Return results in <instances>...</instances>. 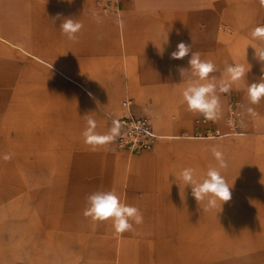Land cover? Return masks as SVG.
<instances>
[{"label":"crops","instance_id":"obj_1","mask_svg":"<svg viewBox=\"0 0 264 264\" xmlns=\"http://www.w3.org/2000/svg\"><path fill=\"white\" fill-rule=\"evenodd\" d=\"M124 1L126 3L122 5L120 13L110 16L99 11L101 2L98 0H0V48L4 52V60L9 62L4 63L6 67H1L0 72L15 70L17 63L21 75L46 67L68 83L44 84L26 79L21 84L26 88L47 86L57 91L64 89L70 97H83L88 102H85L88 111L99 117L103 124L102 131L110 129L111 119L130 114L147 118L153 132L161 136L150 151L133 156L116 148L115 152L107 150L105 144L99 145L90 163L94 192L115 190L127 205L137 207L143 214L144 222L134 224V232L117 234L110 219L93 222L85 217L86 197L85 202L72 203L74 206L65 209L63 226L74 228L79 234H69L65 236L67 240H59V246L68 251L59 254L57 262L46 263L39 245L23 238L21 220L20 237L5 240L4 264H173V258L177 257L173 254V195H187L193 200L184 209L187 218L183 219V223L179 220L181 252L177 264H189L191 257L194 264H264V238L259 240L264 236V202L255 213L250 214V220L245 219L250 226L245 237H251L253 232L256 234L251 239H245V253L249 256L237 262L231 255L235 249L230 247L226 254L222 253L225 257L221 260V252L215 250V243H204L206 232L212 233L209 236L213 241L214 233L220 232L221 226L231 228L234 221L220 218L219 207L206 210L204 202L198 203L191 189H184L178 178L185 168L194 169L197 178L202 177L210 166L220 171L210 150L215 145L221 152L224 149L229 151L233 165L238 163L225 177L229 186L236 182V173L246 168L242 180L246 188L241 195H256L264 199V138L256 136L264 135V101L248 105L247 93L241 89L244 82L258 81L256 76L253 79L254 75H260V80L264 77V65H257L251 76L238 81L231 88L235 89L241 101L242 127L254 132L238 131L246 136L232 137L228 141L220 136L199 139L203 134H197L207 127L198 121L203 115L188 110L182 90L189 75L182 78L179 72L180 68L189 67L190 54L182 59H172L171 53L180 42L191 44L192 51L199 52L202 60H211L216 65L217 71L210 73V76H215L217 80L223 78V65L228 60L219 50L206 49L204 43L198 40L195 43L184 36L172 40L173 26L170 21L159 22L155 19L151 24L142 26L136 22L135 13L142 9L166 8L169 2ZM128 3L131 5L128 6ZM93 13L99 14L102 23L95 22ZM65 18L82 23L77 42L69 41L59 28ZM237 20L231 17V12L224 15V21L230 26L239 24ZM189 30V27L182 28V33H191ZM202 31L198 28L196 35L201 36ZM13 54L21 57L20 63H13ZM241 58L236 56L233 60L245 66ZM226 93L219 94L221 112L217 125L212 129L219 135L220 132L232 130L222 122L221 117L224 102L228 101L227 96L224 97ZM124 102L130 104L129 109L123 106ZM94 103L104 106H101L103 114L95 108ZM178 105L181 111L174 116L171 111ZM249 108L256 115L249 113ZM169 134L193 138L173 140L167 137ZM164 189H171L172 197L164 195ZM204 224H208L207 229ZM258 245L261 250H258ZM206 246L211 249V260L205 259Z\"/></svg>","mask_w":264,"mask_h":264},{"label":"rangeland","instance_id":"obj_2","mask_svg":"<svg viewBox=\"0 0 264 264\" xmlns=\"http://www.w3.org/2000/svg\"><path fill=\"white\" fill-rule=\"evenodd\" d=\"M98 1L101 2V6L98 7L99 11L110 16L119 14L123 9L122 5L126 3L124 0ZM165 1L169 2L166 8L142 9L135 13L136 22L142 26L151 24L155 19L159 22L170 21L173 26L172 40L183 36L195 43L198 40L199 43H204L206 49L219 50L221 55L228 60L227 63L235 62L233 58L236 56L242 57L244 67L249 70L245 77L251 76L254 73L252 70L256 69L257 65H264V61L256 57L254 49V47L257 49L264 47V41L254 39L251 35L254 29L264 27V0ZM129 10L132 9L129 8ZM166 10L167 14L164 13ZM230 12L231 17L238 19L239 24L230 26L224 21V15ZM187 27L191 28L189 31L192 34L182 33V28ZM198 28L203 29L199 37L196 35ZM20 59L18 54H13L14 63H20ZM16 65L15 70L11 72H0V264H4L5 240L20 237L21 220L23 238L37 243L45 262L52 263L57 262L56 258L59 254L68 251L67 248L59 246V240H67L65 236L69 234L74 236L77 233L76 229L63 226V219L66 218L65 209L74 206L72 203L85 202V198L95 190H93L90 170V163L96 156L95 150L84 142L81 135L86 127L87 117L96 121L98 133L102 134L104 126L99 117L93 116L88 111L85 105V102H88L83 97L73 98L64 89L57 91L47 86L26 88L21 84L23 79H21L20 66L18 63ZM225 66L226 63L223 68ZM43 69L32 71V73L39 74L41 78L48 77L54 83H68L57 73L47 70L46 67ZM255 76L258 81L254 83L260 82V75H254V80ZM65 77L68 79L67 76ZM249 84L251 81L244 82L241 88L246 93ZM36 91L39 92L36 93ZM226 96L228 101L224 102L221 117L222 122L229 125L232 130L220 132L219 136L223 137L224 141H228L232 137L246 136L238 131L248 134L254 132L242 127L239 110L241 101L236 96L235 89H230L224 95L225 98ZM261 100L264 101V98ZM247 102L248 105L251 104L249 100ZM93 105L102 113V104L94 103ZM175 107L171 113L177 116L181 110L179 105ZM231 112L234 115L232 124L229 122ZM21 116L23 118H20ZM198 121L207 127L204 132L200 131L197 134H203L198 138L214 139L216 131L212 129L219 120H206L204 116H201ZM209 134L210 136L204 137ZM256 136L259 139L264 138V135L257 134ZM167 137L173 140L193 138L174 134H169ZM105 147L115 152L112 142L105 144ZM222 153L228 167L220 171L226 177L238 163L233 165L227 149H224ZM5 154H10L11 160L5 161L3 159ZM136 154L140 153L131 155ZM246 172V168H241L236 173V182L230 184L234 188L231 190V199L223 203L222 209L218 206L220 218H230L234 221L231 222V228L221 226V231L214 233L213 241L212 236H209L212 233L206 232L204 243L206 245L215 243V250L221 252V260L225 257L222 253L226 254L232 247L231 249H235L231 254L232 259L237 262L244 261L249 256L245 253L247 249L245 239L256 236L253 232L251 237L249 235L245 237V233L247 234L250 230L245 219L250 220V214L255 213V210L261 207L260 204L264 202V199L256 195H241L246 188V184L242 182ZM163 193L168 196L171 194V189H164ZM172 199L174 203L173 254L177 256L173 258V264H177L181 252L178 237L181 228L179 220L183 223V219L187 218L184 209L193 200L187 198V195H173ZM203 202L205 206L207 201ZM204 227L207 229L208 224H204ZM262 238L264 236L259 240ZM258 250H261L259 245ZM204 251L205 259L211 260L213 258L209 256L211 249L206 246ZM192 261L191 257L189 264H194Z\"/></svg>","mask_w":264,"mask_h":264},{"label":"clouds","instance_id":"obj_3","mask_svg":"<svg viewBox=\"0 0 264 264\" xmlns=\"http://www.w3.org/2000/svg\"><path fill=\"white\" fill-rule=\"evenodd\" d=\"M93 19L97 24L102 23V18L97 13H93ZM118 22L122 23V21ZM59 28L69 41L77 42V34L83 25L73 18H65ZM251 35L254 39L264 41V27L254 29ZM254 49L256 57L260 61H264V47L259 49L254 47ZM189 54V67L179 69L182 78L186 74L189 75L188 82L182 90L183 100L189 111L203 115L206 120L215 121L221 112L219 94L230 91L235 83L245 78L249 70L239 63H226L223 78L217 80L215 76H210V73L217 71L216 65L211 60H202L201 54L193 52L191 44L184 42L177 45L176 50L171 53V58L182 59ZM247 96L253 105L258 104L264 98V77L261 78L260 82L251 83L247 86ZM248 112L256 115L251 108L248 109ZM96 128V121L87 117L86 127L81 135L84 142L93 150L99 145L114 142L121 135L120 124L116 120H113L112 127L104 134L98 133ZM210 150L217 160L219 168L226 169L228 163L224 159L223 153L215 145L211 146ZM11 158L10 154L3 156L5 161H9ZM178 178L184 189L185 187L191 189V194L198 203L207 201L206 210L215 209L218 206L222 209L223 203L231 199L232 186H229L221 171L216 167L210 166L200 178L195 176L194 169L185 168L180 172ZM86 204L83 213L85 217L90 218L93 222H103L110 219L117 234L134 232V224L141 225L144 222L140 210L135 206L127 205L115 190L94 192L87 196Z\"/></svg>","mask_w":264,"mask_h":264},{"label":"built area","instance_id":"obj_4","mask_svg":"<svg viewBox=\"0 0 264 264\" xmlns=\"http://www.w3.org/2000/svg\"><path fill=\"white\" fill-rule=\"evenodd\" d=\"M129 103L124 102L123 106L129 109ZM233 112L229 115V122L232 124L234 121ZM113 120L120 124L121 135L114 141L113 146L119 150L126 151L130 154L142 153L150 151L157 139L156 134L153 132L149 120L145 117H133L128 114L126 117L111 119L110 128L112 127ZM214 136H219V133L214 132Z\"/></svg>","mask_w":264,"mask_h":264},{"label":"bare ground","instance_id":"obj_5","mask_svg":"<svg viewBox=\"0 0 264 264\" xmlns=\"http://www.w3.org/2000/svg\"><path fill=\"white\" fill-rule=\"evenodd\" d=\"M3 56V57H2ZM2 58V60H4L5 58H4V52L2 51V49L0 48V59ZM11 62V61H10ZM34 62V61H33ZM4 63H9L8 62V60H4V61H0V68L1 67H6V66H4ZM14 63V62H13ZM1 65H3V66H1ZM14 67H17L16 65H14ZM2 71V70H1ZM21 79H23V80H26V79H28V80H30V81H33V82H37V83H44V84H53L54 82H53V80L52 79H49L48 77H42L41 78V76L39 75V74H33L32 73V71L31 72H28V73H25L24 75H21ZM104 133H106V131L104 130V131H102V134H104ZM211 134H213V133H211ZM157 136V138H161V136H158V135H156ZM200 136H203V135H200ZM208 136H210V134L208 135Z\"/></svg>","mask_w":264,"mask_h":264}]
</instances>
